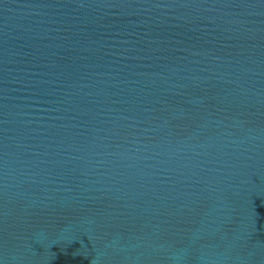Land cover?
<instances>
[{
	"label": "water",
	"instance_id": "obj_1",
	"mask_svg": "<svg viewBox=\"0 0 264 264\" xmlns=\"http://www.w3.org/2000/svg\"><path fill=\"white\" fill-rule=\"evenodd\" d=\"M0 264H264V0H0Z\"/></svg>",
	"mask_w": 264,
	"mask_h": 264
}]
</instances>
